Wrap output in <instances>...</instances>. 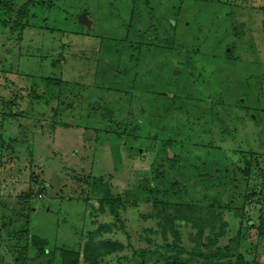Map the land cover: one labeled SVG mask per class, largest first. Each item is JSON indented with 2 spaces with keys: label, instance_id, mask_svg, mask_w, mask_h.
I'll use <instances>...</instances> for the list:
<instances>
[{
  "label": "rangeland",
  "instance_id": "1",
  "mask_svg": "<svg viewBox=\"0 0 264 264\" xmlns=\"http://www.w3.org/2000/svg\"><path fill=\"white\" fill-rule=\"evenodd\" d=\"M50 5V10L30 9L35 17H30L20 40L19 31L13 34L0 26V224L6 228L8 219L14 218L2 232L0 264H20L14 251L23 250L25 240H12L10 234L22 228L28 229L29 237L49 240L48 255H38L29 245L28 264H62L59 250L99 244L89 233L100 224L110 225L103 238L117 244L116 253L102 264H164L163 254L204 263V258L191 252L228 245L240 229L244 236L239 246L233 244L235 252L251 259L256 255L264 264V232L259 229L264 224V175L235 183V206L244 203L243 218L236 209L220 213L230 198L225 182L217 196L209 185L212 182L200 184L197 176L202 172L192 167L183 174L186 186L180 188L189 195L178 200L170 190L160 193L168 191L165 198L177 204L165 205L164 196L153 197L151 181L149 190L143 187L149 171L155 176L163 164L161 137L145 136L149 130L177 135L159 129L164 124L161 114L183 113L176 103L183 105L184 113L210 110L220 116L209 126L208 121L194 118L201 124V150L187 151L190 158L198 153L209 161L210 151L220 154L222 149L227 161L241 160L242 152L264 154V0H50ZM84 11L93 23L91 29L78 21ZM162 14H169L174 25V46L171 38L162 35L163 42L155 49L156 56L169 54L158 58L157 63H165L162 69L159 72L149 62L135 65L140 80L131 86L128 81L134 71L125 77L104 66L119 55L111 45L122 44L125 57L135 53L140 42L150 45L162 32L157 21ZM151 23L157 33L145 34ZM120 57L123 64H133ZM113 72L119 84H112ZM171 74L179 77L180 85ZM49 78L55 81L51 84ZM152 82L154 95L139 89ZM121 91L131 92L132 105V98ZM11 103L19 115H10ZM88 106L96 114L91 115ZM166 107L168 111L163 110ZM122 123L126 128L117 127ZM135 123L144 127L131 136ZM169 125L171 129L176 124ZM111 130L121 135H110ZM173 151L168 150L169 157ZM98 176L109 177L113 192L128 204L120 209L119 220L109 212L97 218L89 215L91 208L84 198L94 194H83L81 179ZM201 199L208 203L196 204L194 209L187 206ZM215 199L217 205L208 208ZM208 237L216 243L210 244ZM176 240L188 251L164 248ZM141 251L147 256H139Z\"/></svg>",
  "mask_w": 264,
  "mask_h": 264
},
{
  "label": "trees",
  "instance_id": "2",
  "mask_svg": "<svg viewBox=\"0 0 264 264\" xmlns=\"http://www.w3.org/2000/svg\"><path fill=\"white\" fill-rule=\"evenodd\" d=\"M18 1L19 0H16V1L15 0H0V23H1L0 26H2L4 29L9 28V30H11V33L13 34H16V32L19 31L17 38L20 40L23 37L26 27L29 24H31L30 17L31 16L35 17L34 15H32V12H30V9L32 10L35 8L46 7L47 9L50 10L52 6L50 5V0H47V1L45 0H26V2L22 3L21 5L18 4ZM29 6H31V8H29ZM146 15L151 16V14H146ZM167 15L169 14H162V17L157 19V21L159 20L158 23L162 24L161 29H160L162 31L161 33H157L158 29L157 28L155 29V27L153 28V25H154L153 23H151L150 26L146 27V30L144 31L145 34H152L153 32H156L157 35L154 37V39L151 42H149L150 45L148 46H146L144 42H140L139 44H137V46H135L134 48L135 53H131V55L128 54L127 57H125L126 53H124V50H122L123 49L122 44H121V47H118L119 45L118 43H115V42L112 43L111 46L113 48L116 47V51L115 50L114 51L118 53L119 55L116 56V60H112V61L110 60L108 64L104 62L105 64L104 66L108 65L114 68L117 72H120L125 77H128L131 71H134L135 73L132 74L131 77H129L130 79L128 81L129 82L128 84L131 86L132 85L134 86L135 84L138 83V80H140V76L137 73L138 71H136L137 65L141 67L143 64L146 63L148 66V62H149V65L151 64L153 68L157 67L160 72V69H162V66L165 63L164 64L163 62L157 63L159 60L158 58H162L168 53H165V55L157 54L158 56H156L155 49L159 48V44L163 42L162 35L165 37V39H168V40L169 38L172 39L173 41L172 46H174V41H175V36H174L175 28L172 22L168 20ZM150 30H153V31H150ZM167 43H170V42H166V44ZM159 53H161V51ZM230 55H232V52L230 53ZM120 56L124 58V61L127 60L133 64H131L130 66L123 64L122 58ZM167 56H169V54ZM167 56L166 58H168ZM139 59H141V61H138ZM142 60L144 61L142 62ZM133 67H134V70L132 69ZM113 73H112V76H113L114 81L112 84L113 85L119 84L120 78L117 79L116 72H113ZM171 76L173 79L176 80L177 84L180 85L181 81L178 80L179 77L172 75V74ZM48 81L52 84L55 80L52 78H49ZM153 82L145 86H140L139 89L143 87L147 95H154L156 93L154 91V87L156 86V84H153ZM123 93L124 95L126 94L131 97V92L123 91L122 94ZM133 100L134 99L132 98L131 105L133 104ZM167 101L171 103L170 100H167ZM164 104L166 103L164 102ZM11 105H9L8 107V109H10V115L13 117L19 115L20 111L19 113H14L15 105H13L12 103ZM176 105H177L176 109L182 111L183 113L178 117H174L176 112L172 116L161 114L160 121L164 124L159 129L160 131H165V129H168L169 131H172L177 135L175 136L173 135L172 137L170 135H164L165 133H162L161 135L159 134V132H152L149 130L147 132V135L145 136V138L152 139V140H157V137H161V140H159V144L161 146L159 148V151L163 155V157H160V160L163 162V164L160 165L161 170H158L155 176H152L151 172L149 171L148 176L146 178V182L143 183V187L146 190H149L150 187H148V183H150L151 181L152 189H150L149 191L151 195H153V197H156V199H159L160 197L164 196L163 199H166V200H163L165 205L166 203L167 204H177L175 199L171 198L172 199L171 201L170 198H165L168 195V191L165 192L162 196L160 193H163V190H170L177 197L178 200L184 198L185 195H189V192H187L185 189L184 191H181L180 188L182 187L185 188L186 180L184 179L183 174L186 172H190V167H192L196 169L198 172H202V174L199 177L197 176V179L199 180L200 184H202L203 181L208 182V184L212 182L209 185L210 187H212V191L216 192L217 196L219 195V192H220L219 187L221 188L222 186H225L222 184L223 182H225L226 187H227V192L230 194V198L225 202L224 208L223 209L221 208L222 211H220V213L222 214L224 213L226 214L228 212L231 213L232 209H236L237 211L241 212V216L243 218L242 211H244V205H243L244 203L242 202L241 206L239 207L235 206L236 201L234 200V194L237 190L235 183L239 181L240 179L247 182L253 176L264 175L262 173V171L264 170V154H260L254 151L242 152L243 158L241 160L238 159V160H233V161H227L228 154L226 151H223L222 149L221 150L222 152L220 154L219 152L217 153L216 151L215 152L210 151V155H212L213 159L209 161L204 160L203 158L205 156L204 154H198V153H196L190 158L186 154L187 151L193 152L192 151L193 149H196L197 151L201 150V148L199 147V143H198L199 142L198 140L200 139L198 136V131L201 129V124L197 123L195 119H198V121H203V120H205L206 122L208 121V126H209L211 122L216 123L220 119V116L218 115V113L211 112L210 110H208V113H198V112H195L194 110H193V114L184 113L183 105L181 103H176ZM90 107L91 106H88L90 114L91 115L96 114L94 113V110H92ZM167 109L168 107H166V109L163 108L164 111H168ZM56 112H59V110H56ZM140 112H142V110H140ZM53 123L59 125V122L57 121H54ZM172 123H175L176 125L173 128L171 127L170 129L169 124H172ZM124 125L125 124L122 123V126L118 125L117 127L126 128L124 127ZM143 127L144 126L141 125L140 123H135L134 126L131 127V133H132L131 136L134 133L139 132L140 130L142 131ZM116 132L117 131L115 130H111L109 134L117 135V136L121 135V134H116ZM178 135H181V137L180 136L178 137ZM0 137L2 138L1 135ZM170 137H172V139H170ZM152 145H153L152 149H154L156 146H154V144ZM169 149L174 150L173 155L171 157L168 156ZM136 154L138 156H141L139 149L136 150ZM219 155H222V156L218 157ZM186 158H190V161L188 162L187 161L188 159L186 160ZM178 159H181V161L178 162ZM218 179L220 180V182L218 181ZM81 180L83 184V194L84 195H86L87 193L94 194V197L89 198V196H86L84 198L85 202L87 203V207L91 208V210L89 211L90 217L97 218L98 215L101 216L109 212L113 218L119 220L120 209L123 207L126 208L128 204L127 202H125L124 198L121 195L115 194L113 192V186L111 184L109 177L108 178L104 176L88 177V178H83ZM155 180H158V183H154ZM171 184H173L172 187H170ZM218 184H220V186H218ZM199 196H203V195H199ZM182 201L183 200H181L180 203H182ZM215 201H217V199H215L213 203L209 204L208 208H213L214 206H216L217 204L215 203L217 202ZM155 203L157 204L158 202H156L155 200ZM200 203L206 204L208 202H204L202 201V199L197 200V201L193 200L192 202H190V204L188 202L187 206L194 209L195 205L200 204ZM18 214L24 215L21 212H18ZM6 217L7 216H5V218ZM26 217L29 218L28 216ZM8 221L9 223H5L6 228H3L2 226L3 222L0 224V240L2 237V232L7 229V225L13 223L14 218L11 217L8 219ZM227 224H228L227 221H225L224 224H222L223 227L220 232L221 235L225 233L223 229H225V225ZM109 226L110 225L108 224H100L98 226V230L89 233V235L94 236V238H91V239L95 240L98 238L99 244L97 246L93 247L94 244L87 242L82 245L83 246L82 249L79 248L77 250H69V249L59 250L60 262L62 264H82L83 262L91 261L88 264H102L104 258L116 253V249H117L116 242L114 241L110 242L109 239L103 238L104 236L103 232L108 231V229H110ZM259 229L260 231L264 232L263 223L259 226ZM241 232L242 230L240 229V233L237 235V238L234 237L230 239L228 245L217 246L211 252L208 251L206 253H203L200 250L191 252V254L197 257L204 258L205 259L204 263H201L200 261L194 262L192 258H184L181 256L172 255V254H163L162 258L165 260L164 264H260L256 255L254 258L251 259V258H248L246 253L242 251L235 252L233 244L236 243V246L240 245V243L242 242V237L244 236L242 235ZM10 235H11L10 238H12V240L14 239L17 242H22L23 239L25 240L22 242L24 244L23 250L14 251V252H18L19 254V257H17V261L18 262L20 261V264L29 263L28 262L29 245H31L33 248L37 250L38 255L40 256L43 254L48 255L49 240L46 238H41L38 235H33L32 237H29V231L28 229H26V227L24 229L22 228L18 232H15L14 235L13 234H10ZM21 236H24L25 238L23 237L21 239ZM208 241L210 242V244L216 243L214 242L215 240H213L212 237H208ZM178 242L179 241L176 240L172 242L171 244L165 245L164 248L168 251L173 250L175 252H187L188 249L182 247V245H180ZM200 244L201 242H199V245ZM208 248H211V246H208ZM95 254L98 257H95ZM137 254H139V256L143 258L147 256V254L142 251L137 252ZM22 257L25 259L24 263L21 262L24 260L22 259ZM49 264H53L52 261ZM144 264H150V263L145 261ZM153 264H156V263L154 262Z\"/></svg>",
  "mask_w": 264,
  "mask_h": 264
},
{
  "label": "water",
  "instance_id": "3",
  "mask_svg": "<svg viewBox=\"0 0 264 264\" xmlns=\"http://www.w3.org/2000/svg\"><path fill=\"white\" fill-rule=\"evenodd\" d=\"M78 21L85 25L88 29L92 28V21L88 17V13L86 11L82 12L81 15L78 18ZM238 28L240 29L241 26L239 25ZM174 74H177V72H174Z\"/></svg>",
  "mask_w": 264,
  "mask_h": 264
}]
</instances>
